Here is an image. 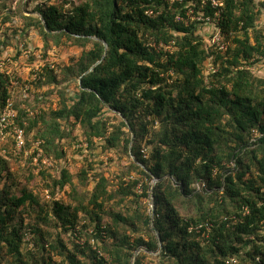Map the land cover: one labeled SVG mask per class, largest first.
I'll use <instances>...</instances> for the list:
<instances>
[{"label":"trees","instance_id":"16d2710c","mask_svg":"<svg viewBox=\"0 0 264 264\" xmlns=\"http://www.w3.org/2000/svg\"><path fill=\"white\" fill-rule=\"evenodd\" d=\"M59 1L64 11L39 6L43 20L30 19L44 42L64 36L72 45L91 49L61 69L79 78L71 106L62 96L56 110L31 117L22 106L30 105L29 93L15 104L14 124L0 126V137L14 132L8 138L13 150L0 154V264H133L142 248L135 264H152L146 263L149 254L159 252L154 264H225L233 258L237 264H264V78L251 70L264 57V35L255 33L252 42L249 34L259 15L256 2L223 0L220 28L231 46L220 52L205 47L197 22H187L186 5L192 0ZM208 62L214 72H207ZM50 65L39 81L29 82V92L60 83ZM14 92L11 76L0 73V113ZM38 96L34 100L42 102ZM107 108L121 120L109 135L100 118ZM60 121L71 128L79 125L89 146L94 138H105L111 150L122 144L129 149L131 138L124 129L136 134L132 151L144 168H134L143 178L125 181L124 174L116 194L120 203L132 199V214L107 209L104 177L87 202L77 200L72 188L70 198L76 200L70 204L50 192L73 187L74 177L65 168L60 178L43 172L46 185L35 189L29 188L35 179L30 169L23 182L18 180L9 163L18 158L14 128L25 132L26 150L40 144L34 156L56 154L58 159L64 156L56 146L65 137ZM254 130L263 135L255 144ZM138 137H150L149 157ZM87 175L82 170L78 177ZM151 192L154 216L152 204L149 214L141 205ZM206 223L211 231L190 230ZM127 228L132 235L121 232ZM64 234L74 240L67 243Z\"/></svg>","mask_w":264,"mask_h":264},{"label":"rangeland","instance_id":"374dc122","mask_svg":"<svg viewBox=\"0 0 264 264\" xmlns=\"http://www.w3.org/2000/svg\"><path fill=\"white\" fill-rule=\"evenodd\" d=\"M77 1L79 2L80 0ZM253 2H256V10L257 13L259 11V15L256 18L255 29L253 28L249 32L252 42L255 40L256 34L262 33L264 35V5H262L263 2L259 0H254ZM59 3V0H0V73H7L12 78L15 92L13 93L14 99H11L14 104V109L18 101L21 102L29 96V93L31 94L32 101L30 105L22 104L23 108L30 110L31 117H35L42 111H48L50 109L56 110L63 97H65L64 102L68 103L69 106L73 104L71 99L75 97L79 89V78L77 75L67 76L61 72V69L66 66L75 65L74 62H77L84 52L91 49V45L85 48L72 45L64 36L60 37V41L59 38H56L49 39L48 44L44 42L41 29L38 27L37 22H33L30 19L38 18L43 20L42 16L37 11L39 6L47 7L56 5L60 6V11H64V8L61 7ZM214 25L215 22L203 25L198 24L197 33L203 38L205 47L211 46V41L208 43V40L215 32ZM47 49H49V51H47ZM258 59L259 61L251 66V70L254 71L253 73L255 76L264 78V62L262 59ZM47 64H51L50 69L54 70L53 75L59 79L60 83L52 81L53 83L47 87L37 90L33 89L29 92V82H32V79L39 81L41 79L42 70ZM206 65L208 67L207 72L210 73L212 71V65L209 62ZM23 84L27 85L23 86ZM50 92H53V95H50ZM36 94L40 95L38 97L42 102L34 100L33 96H36ZM17 97L18 100L16 101L15 98ZM29 107H32L33 110ZM100 118L105 120L108 124V135L114 132L116 129L115 127L120 126L119 123L121 120L119 119V115L112 108H107ZM147 121L150 123V119ZM136 122L139 124L141 121L137 119ZM59 124L61 129L65 132V137L62 140H58L56 146L58 147L57 152L63 151L64 156L58 159L55 156L56 154L46 156L43 153H38L34 156L35 149H39V143H36L35 147L31 150H26V143L21 150L16 145L14 152L18 158L17 160L10 159L9 163L12 170L19 174L18 180L23 182V177L27 175L30 169L35 175V179L29 184V188L35 189L40 185H46L42 175L43 172L50 173L54 178H60V172L65 168L69 170L74 177L73 187L67 186L64 190L50 188V192L51 194L53 193V196L55 195V197L63 198L65 203L68 202L70 204L71 200H76L74 197L70 198V194L73 193L72 188H75L74 194L77 195V200L87 202V199L91 196L94 188L98 184L99 178L104 177L108 180L107 185L110 195L109 201L107 202V209L120 211L125 216L132 214L133 211H129L132 199H125V202L120 203V196L116 194L119 191V178L124 174L125 181L130 180V178L141 179L142 177L138 170L134 168V165L144 168L138 163L132 151L136 141V134L128 128L124 129L123 131L128 134V138H131L129 149L125 148L124 144L121 143L122 147L111 150L107 148L105 138H94L93 145L89 146L85 141L83 131L79 129V125L71 128V126L61 121ZM14 129L16 131L21 130L17 127ZM158 129L159 127H156V131ZM12 132L11 134L0 137V154H6V156H8L7 152L11 151L12 144L8 138L12 135ZM24 139L26 141L25 132ZM149 139L150 137H138V145H142V150L145 151L143 154H145L146 157H149V154L153 150V145L146 146ZM32 156H34L33 161L31 160ZM82 170H87L88 175L84 178H79L78 174L82 172ZM155 184L156 182L153 181L151 185L154 186ZM140 187L141 186L137 188V193L141 194L142 191ZM150 202L151 194L150 199H144L141 204L143 212L146 211L144 206L147 208V214H149V206L152 204V202ZM54 222L55 225L60 228V223L57 221ZM85 222V217L80 215V225L85 224ZM108 222H110L109 218L106 219V223ZM51 225L54 224L52 223ZM92 229L93 227H91V231ZM50 231L52 234L57 235L59 229L51 228ZM121 232L125 235H132L131 229L128 228L121 229ZM63 238L69 244L72 242V239L74 240L69 234H64ZM100 246H102V244L99 245V248H101ZM142 251H145V249L142 248L135 253L133 264H135L136 258ZM100 253L103 254V251L100 250ZM159 253H150L149 256L151 257L147 259L146 263L151 262L154 264V260L152 259L157 257ZM103 256L106 259L109 258L106 254Z\"/></svg>","mask_w":264,"mask_h":264},{"label":"built area","instance_id":"2783aa9c","mask_svg":"<svg viewBox=\"0 0 264 264\" xmlns=\"http://www.w3.org/2000/svg\"><path fill=\"white\" fill-rule=\"evenodd\" d=\"M171 3L175 1H179L181 3L184 0H169ZM254 1V0H253ZM256 1V0H255ZM264 3V0H259ZM198 6L200 8L199 12H196L194 7ZM211 9L214 11L213 16L208 15L207 9ZM223 8L224 3L223 0H192L190 5H186L187 9V22H197L198 24H211L215 22V32L210 36L209 41H211V47L216 49L220 52H226L230 46L231 42L227 39L226 35L222 32L220 28L221 22L224 20L223 17ZM183 17H179V20H183ZM214 20V21H212ZM261 59V58H260ZM264 62V57L262 58ZM214 72V69L212 68ZM17 118V112L14 109V104L12 100H8L6 107L2 113H0V126L3 129H6L11 124H14L15 119ZM16 132V143L17 147L21 150L25 146V139H24V131L17 130ZM263 137L258 131L254 130L252 133V143H257L259 139ZM211 231V224L206 223L199 226H192L191 231H195L197 233H201L203 230ZM204 237V235H203ZM225 264H237V259H230L226 261Z\"/></svg>","mask_w":264,"mask_h":264},{"label":"water","instance_id":"95a60500","mask_svg":"<svg viewBox=\"0 0 264 264\" xmlns=\"http://www.w3.org/2000/svg\"><path fill=\"white\" fill-rule=\"evenodd\" d=\"M97 65V64H96ZM95 65V66H96ZM93 66V67H95ZM93 69V68H92ZM92 69L90 71H92ZM151 202H152V208H153V216H154V198H153V193L151 192ZM155 230V228H154ZM156 231V230H155ZM156 234L158 235L159 239H160V236H159V233L156 231Z\"/></svg>","mask_w":264,"mask_h":264}]
</instances>
